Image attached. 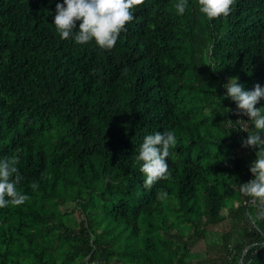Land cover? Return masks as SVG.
Masks as SVG:
<instances>
[{
	"label": "trees",
	"instance_id": "trees-1",
	"mask_svg": "<svg viewBox=\"0 0 264 264\" xmlns=\"http://www.w3.org/2000/svg\"><path fill=\"white\" fill-rule=\"evenodd\" d=\"M58 2L0 0V158L19 157L29 197L0 208V264H192L201 240L219 245L211 264H264V218L240 190L257 151L223 123L250 119L224 96L231 77L264 85V0L212 19L198 0L183 15L142 0L110 50L62 39ZM165 128L171 176L145 188L135 153Z\"/></svg>",
	"mask_w": 264,
	"mask_h": 264
},
{
	"label": "clouds",
	"instance_id": "clouds-1",
	"mask_svg": "<svg viewBox=\"0 0 264 264\" xmlns=\"http://www.w3.org/2000/svg\"><path fill=\"white\" fill-rule=\"evenodd\" d=\"M141 3L142 0H60L56 4L53 24L62 39L72 38L79 44L94 41L99 48L110 50L116 45L120 33L127 30V24L134 19L136 6ZM233 4L234 0H198V9L212 19L228 16ZM188 7L189 0H177L175 4L179 15H183ZM224 87L227 89L224 96L236 102V111L250 118L245 120L241 116L238 120L228 119L223 123L227 132L237 127L246 130L249 135L244 138V146H252L257 151L250 165L253 176L240 184V190L261 209L257 216L264 218V105L257 107L264 98V85L257 82L254 88L246 89L239 77L233 76ZM177 143L178 137L172 128L144 135L135 160L144 174L145 188L171 176L168 158ZM18 160L16 155L0 158V208L22 204L29 198L27 193L18 190L22 180Z\"/></svg>",
	"mask_w": 264,
	"mask_h": 264
},
{
	"label": "rangeland",
	"instance_id": "rangeland-1",
	"mask_svg": "<svg viewBox=\"0 0 264 264\" xmlns=\"http://www.w3.org/2000/svg\"><path fill=\"white\" fill-rule=\"evenodd\" d=\"M235 223V220L228 218L220 224L218 228L219 233L228 231ZM220 234L215 235L214 239L218 240ZM218 251L219 245L208 244L205 240L199 241L193 248L192 264H211L212 259H214Z\"/></svg>",
	"mask_w": 264,
	"mask_h": 264
}]
</instances>
